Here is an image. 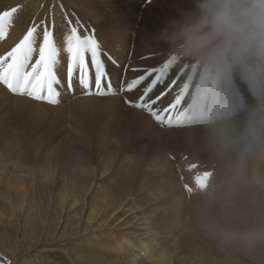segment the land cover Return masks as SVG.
Instances as JSON below:
<instances>
[{
	"label": "bare ground",
	"instance_id": "6f19581e",
	"mask_svg": "<svg viewBox=\"0 0 264 264\" xmlns=\"http://www.w3.org/2000/svg\"><path fill=\"white\" fill-rule=\"evenodd\" d=\"M60 1L69 5L67 11L58 2L41 9L35 2L39 13L32 26L42 33L43 25L53 30L63 85L67 87L68 64L64 37L71 22L82 37L94 35L108 74L102 85L110 82L118 94L85 95L75 76L71 91L57 88L60 102L55 105L2 91L0 110H7L11 120L25 125L33 115L41 125L46 117L34 115L44 114V108L55 117L50 133L31 141L16 129L7 136L0 131V142L10 154L3 149V155L15 160L18 176L35 182L43 196L1 186L0 238H13V227L21 226L27 236L22 243L41 245L64 216L58 231L75 239L76 248L60 259L63 264H264V143L249 151L246 141L231 143L255 108L254 100L238 96L240 89H249L239 77L227 81L205 76L192 58L172 60L167 45L157 40L164 25L179 19L180 10L192 9L194 0ZM26 28L16 29L24 32L16 39L14 27L8 28L0 48L10 51ZM38 58L34 52L29 70ZM87 59L94 89L95 74ZM164 64L168 75L148 100L162 97L153 105L161 112L174 106L165 114L178 121L173 126L126 103L139 101L156 72L134 90L123 91ZM228 92L229 102L222 94ZM78 105L80 110L69 113ZM234 108L230 119L217 118ZM69 127L75 134L71 142ZM210 131L218 140L206 139ZM53 191L59 196L50 198ZM96 191L102 194L94 199ZM22 200L30 201L24 206ZM196 223L206 240L190 229ZM209 224L216 226L210 233L204 228ZM11 257L16 259V253ZM23 257L16 264H51Z\"/></svg>",
	"mask_w": 264,
	"mask_h": 264
},
{
	"label": "clouds",
	"instance_id": "9594fccd",
	"mask_svg": "<svg viewBox=\"0 0 264 264\" xmlns=\"http://www.w3.org/2000/svg\"><path fill=\"white\" fill-rule=\"evenodd\" d=\"M179 17L164 25L157 40L167 45L172 60L192 58L205 76L239 77L258 104L231 143L246 141V151L264 143V0H194L193 8L180 10ZM233 115L229 110L217 118Z\"/></svg>",
	"mask_w": 264,
	"mask_h": 264
},
{
	"label": "snow or ice",
	"instance_id": "6c2138e0",
	"mask_svg": "<svg viewBox=\"0 0 264 264\" xmlns=\"http://www.w3.org/2000/svg\"><path fill=\"white\" fill-rule=\"evenodd\" d=\"M18 10L13 8L11 11H5L0 14V40L6 38L8 28L13 23V15ZM70 25V32L64 37V51L68 56L67 78L68 88H72V81L75 76L80 86L85 90V95L107 96L118 94L114 91L111 83L105 88L102 81L108 80V74L105 71L103 62L100 59V45L94 38V35L81 36L76 27ZM38 25L29 28L20 42L8 51L4 56H0V84L4 85L11 93L27 96L33 100L44 101L49 104H58L60 92L56 85L60 80L56 73V68L60 63L61 50L57 45L53 30L45 26L42 34V43L39 47V58L35 64L31 65L33 53L36 51L35 44L38 33ZM90 56L91 68L94 70L95 88L92 87V77L87 57ZM156 72L155 78L150 85L144 89L137 102L126 100L130 106L142 108L157 121L169 126L177 125L171 115L166 113L172 111L174 106L164 109H154L153 105L162 97L148 100V95L153 91L158 83L163 82L168 75V65L164 64L161 68L149 70L145 76L135 79L127 84L123 91H132L144 80ZM166 94V93H164Z\"/></svg>",
	"mask_w": 264,
	"mask_h": 264
},
{
	"label": "rangeland",
	"instance_id": "374dc122",
	"mask_svg": "<svg viewBox=\"0 0 264 264\" xmlns=\"http://www.w3.org/2000/svg\"><path fill=\"white\" fill-rule=\"evenodd\" d=\"M51 2L50 3H47ZM35 2L40 3L39 7L44 8L47 5H53V4H60V6L67 11V8L69 5L66 4V2H61L60 0H0V14H2L5 11H11L13 8L17 9L18 11L14 14L16 18L13 20L12 25L9 28L14 27V36L15 39L20 37L19 33H24L21 31H17L16 29H21L24 25L27 26L26 31L29 30V28L32 26V24L35 21V17L38 16L39 13V7H35ZM65 3V5H64ZM55 6V5H54ZM71 7V6H70ZM47 26V25H45ZM43 25V28H45ZM48 27V26H47ZM41 33V34H40ZM26 34V32H25ZM23 34L22 36H24ZM42 32L37 33V39H36V44L35 48L36 51L35 53L39 54V47L42 43ZM55 36V35H54ZM15 41V40H14ZM5 48L1 49L0 48V56H4L8 51L4 50ZM12 49V48H11ZM10 49V50H11ZM30 67V65H29ZM57 73V69H56ZM58 78L60 80V84L56 85L58 89L63 88V89H68L72 90L74 88L73 82L72 81V88H68V78L66 76V81H67V87L63 85V82L60 78V75H58ZM238 80V79H237ZM78 86V85H77ZM227 86V85H226ZM231 89V86H229ZM241 87V86H240ZM3 90H8L4 85L0 84V95ZM239 90V89H237ZM9 91V90H8ZM241 92H239V98L242 100L244 98H248L249 101H253L255 104V107L258 104V101L256 100L255 97H253L250 92H248L245 88V91L242 93V90L240 89ZM242 93V94H241ZM223 96H227L226 101L229 102V100L232 98V96L229 98V92L228 93H222ZM232 95V94H231ZM14 97L18 96L16 94H13ZM246 96V97H245ZM8 99L3 100L4 103L8 102ZM257 101V103H256ZM43 103V102H41ZM47 104V103H43ZM59 104V103H58ZM245 104L244 106H247L248 102H243ZM242 104V105H243ZM80 110V105L77 107H73L72 110L69 113H74L76 111ZM233 111H236V108L232 109ZM44 114L42 115H34L35 117H46L45 121L43 124L39 125L37 124L36 120L34 119L33 115L30 117L29 121L24 125L21 124L20 121L11 120L8 118V112L7 110H0V131L3 135H9L14 129H16L18 132L24 134V138L27 141H31L35 138H37L40 134L43 135H48L50 131L52 130V117H55L52 115L51 110L49 108H44L43 109ZM264 116V114H261ZM246 126H244L245 128ZM69 127L67 129V137L68 140L71 142L74 139L75 134L73 133L72 130H70ZM214 131H210L206 135V139L209 141H215V138L218 140L217 136L214 134ZM215 136V137H214ZM0 187L1 186H6L9 187L15 191H20V192H25L27 189H31V197H43L42 195L37 194L36 192V184L33 181L26 182L22 178L18 176L17 170L14 168L13 163L15 160L10 161L3 155V149L5 152L9 154L8 149L5 145L4 142H0ZM174 147V146H170ZM16 154V153H15ZM14 155V154H12ZM215 167L220 171L219 167L217 164H215ZM221 173V171H220ZM107 186V184H104L100 186L101 191L103 190L102 187ZM59 187V185L56 187V189ZM93 186H91V189L89 191V194L86 196V201L91 199V192L93 190ZM55 194V197L59 196V193L53 191L50 193V198ZM102 193L100 191H96L94 194V199L98 196H100ZM30 197V198H31ZM47 198V197H44ZM14 201V198L10 197L9 198V204H11ZM30 201V200H29ZM28 200H22L23 205H27L29 203ZM61 222L60 225L57 227L52 228V234L48 236V239L45 243L39 245L32 243L31 246L28 245V243H22V241L27 237L25 234H23V231L21 229V226H15L13 227V238H0V264H16L19 258H27L33 256V259H38L39 262L44 261L43 263L51 262L53 264L54 262L60 263V259L65 257H69L74 249L76 248V240L73 239L70 241L68 238V234L66 232H61L58 231L59 227H61L62 222L65 220L64 216H60ZM206 232H211L214 231L216 226L213 224H209L208 226H204ZM190 229L194 230L197 234H200L202 237V240H206V235L203 232V228L200 227L199 223L192 224L190 226ZM15 252L16 253V259H13L11 257V253ZM122 257V256H121ZM124 258V257H123Z\"/></svg>",
	"mask_w": 264,
	"mask_h": 264
}]
</instances>
